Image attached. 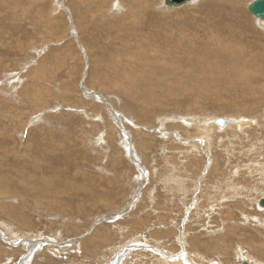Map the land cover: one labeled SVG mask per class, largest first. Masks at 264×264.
Segmentation results:
<instances>
[{"label":"rangeland","instance_id":"rangeland-1","mask_svg":"<svg viewBox=\"0 0 264 264\" xmlns=\"http://www.w3.org/2000/svg\"><path fill=\"white\" fill-rule=\"evenodd\" d=\"M221 1L0 0V264H264V22Z\"/></svg>","mask_w":264,"mask_h":264},{"label":"bare ground","instance_id":"bare-ground-1","mask_svg":"<svg viewBox=\"0 0 264 264\" xmlns=\"http://www.w3.org/2000/svg\"><path fill=\"white\" fill-rule=\"evenodd\" d=\"M149 3H148V7L147 8H149V12L147 11L146 13H148V15L146 16V18L148 19L147 21L149 22V21H151L152 19H156V18H159V15H157L156 16V10H157V7L154 9V4H156V2H155V0H147ZM194 0H192L191 2H193ZM210 1H213V2H210ZM215 0H197V2H199L200 4H201V6L202 7H200V9H202V10H204V8L203 7H205V5L206 4H208V3H212L213 4V8L212 9H216L217 7H218V5L214 2ZM225 1V2H224ZM239 1L240 0H223V1H221L222 3H226V2H228V3H232V5H234V6H237L238 5V3H239ZM242 2H243V0H241ZM4 2V1H3ZM236 2H238L237 4H236ZM246 2V1H245ZM244 2V3H245ZM116 3V2H115ZM119 3V2H118ZM190 3V2H189ZM251 3V2H250ZM249 3V4H250ZM122 6V5H121ZM146 6V5H145ZM157 6V5H156ZM159 7V6H158ZM168 7V6H167ZM248 7V6H247ZM122 8V7H121ZM169 8H175V7H169ZM177 8H182V7H177ZM194 8V7H193ZM208 8H211V7H208ZM227 9H226V11H223V13L225 12V15H223V14H219V15H221L225 20H230V18H228V16L230 15L231 17H232V12H235V11H232V9H231V7L230 6H228L227 5V7H226ZM113 9V8H112ZM199 9V10H200ZM155 10V11H154ZM163 11H164V9H163ZM166 11H167V9H166ZM230 11H232V12H230ZM165 12V11H164ZM168 12V11H167ZM183 11H176V13H182ZM210 12V11H209ZM211 12H214L215 14H218L216 11H211ZM154 13V14H153ZM157 13H158V11H157ZM161 13V12H160ZM174 13V12H173ZM238 13H239V11H238ZM237 14V13H236ZM241 14H243V13H241ZM211 15V14H210ZM253 15V14H252ZM163 16H166V15H160V17H163ZM189 16H191V15H189ZM239 16H241L240 14H239ZM254 16V15H253ZM212 17V16H211ZM218 17V16H217ZM235 17V16H234ZM243 17H245V15L243 14ZM255 17V16H254ZM190 18H193V17H190ZM198 18V17H197ZM246 19L245 20H247V21H245L244 20V22H248L249 21V19H247V17H245ZM256 18V17H255ZM186 19V18H185ZM215 19V18H214ZM234 19V18H233ZM257 19V18H256ZM175 20V19H174ZM180 20V19H179ZM186 20H188V21H190L189 19H186ZM192 20H194V19H192ZM195 20H196V18H195ZM232 20V19H231ZM257 20H259V19H257ZM144 21H146V20H144ZM184 21V20H183ZM199 21V20H198ZM202 22H203V19L201 20ZM234 21H235V19H234ZM259 21H261V20H259ZM178 22V21H177ZM181 22H182V20H181ZM186 21H184V23H185ZM205 23H206V21H204ZM214 22H215V20H214ZM231 22V21H230ZM261 22H264V21H261ZM145 23H147V22H145ZM190 23H192V22H190ZM189 23V25H191ZM196 23V22H195ZM194 23V24H195ZM218 23V22H217ZM242 23H243V21H242ZM167 24V23H166ZM207 24V23H206ZM209 24V23H208ZM229 24V23H228ZM248 24V23H247ZM251 24V23H250ZM148 25V24H147ZM212 25V24H211ZM225 25V24H224ZM262 25H263V27L262 28H264V23H262ZM156 27L158 26V25H155ZM173 26V25H172ZM205 26V25H204ZM226 26H227V23H226ZM152 27V26H151ZM185 27H188V26H185ZM184 27V28H185ZM194 27H196V25L194 26ZM193 27V28H194ZM224 27V26H223ZM232 27H233V25H232ZM248 27V26H247ZM254 27V26H253ZM161 28H163V27H161ZM181 28H183L182 26H181ZM191 28H192V26H191ZM209 28V27H208ZM212 28V27H211ZM218 28V27H217ZM221 28V27H220ZM228 28V27H227ZM230 28V27H229ZM251 28V27H250ZM203 29V28H202ZM206 29V28H205ZM210 29V28H209ZM261 29V28H260ZM147 30V29H146ZM187 30V29H186ZM204 30V29H203ZM168 31H171V30H168ZM198 31V30H197ZM216 31V30H215ZM215 31H214V33H215ZM218 31V30H217ZM163 32V31H162ZM162 32H161V30H160V34L162 35ZM172 32V31H171ZM164 33V32H163ZM206 33H208V32H206ZM205 33V34H206ZM212 33V32H211ZM168 33L167 32H165V37H169L168 35H167ZM256 34V33H255ZM2 35V34H1ZM164 35V34H163ZM208 35V34H207ZM215 36H217V35H215ZM180 37H182V34L180 35ZM262 37V36H261ZM140 38H142V37H140ZM161 38V37H160ZM264 38V37H263ZM140 40V39H139ZM164 40H166V39H164ZM223 40V39H222ZM231 40V39H230ZM180 41V40H179ZM213 41V40H212ZM235 41V40H234ZM238 42V41H237ZM186 43V42H185ZM155 44V43H154ZM39 46V45H38ZM162 47V46H161ZM185 47V46H184ZM198 47V46H197ZM196 47V48H197ZM156 48H158V47H156ZM172 46L171 45H165V49H166V51L168 52V54L170 53V51H172ZM181 48V47H180ZM155 50V49H154ZM217 50V49H216ZM236 50V49H235ZM264 50V48H261L260 50H258V52H256L254 55H253V57L252 58H249V59H246L247 60V63H246V67H248V69H249V73L247 74V70L245 71V72H243V71H241V70H239V68H238V70H236L235 72H233V73H235L236 74V77H238V73H240V71L241 72H243V73H241V74H239L240 75V77L239 78H234L235 80H232V81H227V82H233V85H234V87L236 88V87H239V89L238 90H240V89H243V88H250V86L252 85V83H259L260 81L258 80L259 78L261 79V80H263L264 81V77L262 78V70L264 69V56H262V54H261V52ZM222 51V50H221ZM224 51V50H223ZM257 51V50H256ZM261 51V52H260ZM188 56V55H187ZM198 56V55H197ZM248 58V57H247ZM244 64V63H243ZM232 65V64H231ZM235 66H237V65H235ZM232 67H233V65H232ZM234 69V68H233ZM232 68H231V70H233ZM215 70H217V69H215ZM235 70V69H234ZM218 71V70H217ZM252 71H257L258 72V74H256V75H254V76H252V74L250 73V72H252ZM199 74V73H198ZM174 75V74H173ZM200 75H202V74H200ZM199 76V75H198ZM232 76H234V75H232ZM204 77V76H203ZM229 80H231L232 78H231V76H226ZM230 77V78H229ZM247 77H248V82L246 83V84H244L245 82H243V81H240L242 78H245V81H246V79H247ZM219 78V77H218ZM186 78L183 76V80L182 81H184ZM180 80V78H176V81H179ZM243 80V79H242ZM202 81V80H201ZM210 81V80H209ZM219 81H220V79H219ZM214 82V81H213ZM196 83V82H195ZM241 83V84H240ZM189 86V85H188ZM202 90V89H201ZM246 91V90H245ZM251 91V90H250ZM247 93H248V91H246ZM29 109V108H28ZM264 115V114H263ZM256 117V116H255ZM181 118H182V116H181ZM185 118V117H184ZM211 118L212 117H210V120H211ZM260 118H263L262 116L260 117ZM256 119V118H255ZM182 120V119H181ZM189 120V119H188ZM188 120H185L184 119V121L182 120V122H183V124H185V125H195L197 128H198V130H200L201 131V133H202V135L203 136H205V137H207V140H209V137H208V134L211 132V131H213V130H215V131H217V132H220L219 130H221V131H223L224 132V130L225 129H231L232 128V126H234V127H238L237 129H238V131L240 132V133H242L243 131H242V129H243V127H244V125L246 124V123H250V121H251V123L252 122H255V121H253V120H250V119H246V118H238L237 120H235V119H233V118H230L229 119V121H228V125L224 128V129H222V128H215L214 127V120H215V118H213V120H211V121H213V122H207V121H203V119H200L199 120V118H192V122H189ZM230 122H232V123H236V125L234 124H232V123H230ZM214 124V125H213ZM252 125H254V124H252ZM259 125V124H258ZM260 126V125H259ZM246 127V126H245ZM222 132V133H223ZM244 134V133H243ZM223 135V134H222ZM8 140V139H7ZM42 160V159H41ZM40 162V161H39ZM36 163V162H35ZM47 163V162H46ZM216 163V162H215ZM263 164L261 163V166H262ZM219 167H220V163H219ZM214 168V167H213ZM4 169V168H3ZM213 170V169H212ZM216 170V169H215ZM221 170V169H220ZM215 172V174H216V171H214ZM221 172V171H220ZM219 173V172H218ZM217 173V174H218ZM213 174V173H212ZM260 174V173H259ZM8 175V174H7ZM235 175V174H234ZM0 176H2V175H0ZM6 176V175H5ZM4 178V177H3ZM0 179H1V177H0ZM213 179V178H212ZM3 180V179H2ZM3 181H1V183H2ZM262 182V181H261ZM3 188V189H2ZM1 189H0V196H4V197H7L8 195H10L9 193H10V190H8V189H5L4 187H2ZM235 194V193H234ZM261 194V193H260ZM236 195V194H235ZM263 195V194H262ZM262 198H263V196H262ZM261 199V198H260ZM260 199H258L256 202H257V206H258V202H259V200ZM57 204V203H56ZM259 207V206H258ZM260 208V207H259ZM59 210V209H58ZM76 210V209H75ZM260 210L262 211H264V209H262V208H260ZM65 212V211H64ZM66 213V212H65ZM45 243V242H44ZM42 244V243H41ZM59 247V246H58ZM34 248V247H33ZM149 248V247H148ZM77 249V248H76ZM78 249H79V247H78ZM238 251H240V249L238 248ZM186 253H188V252H186ZM244 253H242V252H238V258H240L241 259V262H242V260H248V261H251L250 259H249V257H248V255L247 256H245V255H243ZM164 255V254H163ZM183 255V254H182ZM189 255H190V253H189ZM197 255H199V254H197ZM172 256V255H171ZM195 256V255H194ZM156 257V256H155ZM174 257V256H173ZM180 257H181V255H180ZM200 257V256H199ZM161 258H162V255H161ZM236 258H237V256H236ZM163 259H165V258H163ZM170 259V258H169ZM191 259V258H190ZM157 260V259H156ZM184 260H186V259H184ZM202 260V259H201ZM255 260V259H254ZM153 261V260H152ZM183 261V260H182ZM190 260L188 259V261L187 262H189ZM192 262H193V260H191ZM195 261H196V259H195ZM203 261V260H202ZM220 261V260H219ZM253 261V260H252ZM263 261V260H262ZM159 262V261H158ZM168 262H170V261H168ZM184 262V261H183ZM192 262H189V264H193ZM214 262V261H213ZM211 263V264H216V263ZM260 262V261H259ZM30 263V262H29ZM114 263V262H113ZM171 263H174V264H181L182 262H181V259H176V257H175V260H173ZM203 263H204V261H203ZM220 263V262H219ZM218 263V264H219ZM263 263V262H262ZM157 264V263H156ZM165 264H167V263H165ZM239 264V263H238ZM255 264H257V263H255Z\"/></svg>","mask_w":264,"mask_h":264},{"label":"water","instance_id":"water-1","mask_svg":"<svg viewBox=\"0 0 264 264\" xmlns=\"http://www.w3.org/2000/svg\"><path fill=\"white\" fill-rule=\"evenodd\" d=\"M192 0H164V4L169 7H182ZM248 11L253 14L257 19L264 21V0H254L248 7ZM228 119L226 118H215L214 124L219 128L224 129L228 125ZM260 208L264 209V197L258 202ZM240 264H250L247 260H242Z\"/></svg>","mask_w":264,"mask_h":264}]
</instances>
